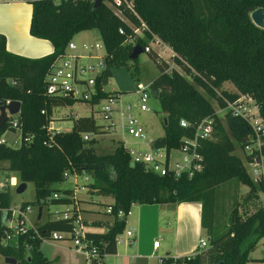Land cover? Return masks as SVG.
Wrapping results in <instances>:
<instances>
[{"label":"trees","instance_id":"obj_1","mask_svg":"<svg viewBox=\"0 0 264 264\" xmlns=\"http://www.w3.org/2000/svg\"><path fill=\"white\" fill-rule=\"evenodd\" d=\"M28 1L32 4L29 31L33 36L48 39L53 51L39 57L11 52L6 48L5 35L0 33V99L21 102L19 112L13 115L19 123L21 140L16 145L9 142L5 135L8 122L0 128V137L5 138V142H0V162H7L0 169L7 175L14 171L20 181L33 182L35 199L31 203L40 206L46 203L40 198L54 191L72 194L70 188L53 186L65 179V171L88 173L94 192L112 198L108 203L112 206L113 219L92 221L93 225H105V229L86 231L87 237L93 238L106 253L116 252V236L126 225V216L116 215L119 208L127 213L134 202L198 201L207 246L185 263L214 264L222 260L223 264H246L249 252L264 237V206L242 216L235 202L229 224L220 230L213 223L216 187L235 179L250 185V196L256 186L264 191V183L252 180L242 157L235 153L237 147L242 149L247 142L249 123L241 115H231L228 111L222 118L213 100L222 108L223 96L236 99L246 94L252 97L264 120V28L250 18L254 8H264V0H121L119 4L116 0H102L97 6L94 0ZM141 21L146 27L135 35L132 26H140ZM92 28L98 30L106 50V66L96 81L98 89L103 82H108L112 66L127 65L134 44H139L144 51L149 40L156 36L170 46L173 61L183 72L169 67L155 50L148 51L160 70L150 86L157 91L165 113L163 134L155 137L152 145L167 151L178 148L184 135L193 134L197 121L211 116L212 137L203 139L198 149L203 155L200 171L191 177L174 176L159 174L139 162L131 165L130 155L121 142L110 151L97 152L96 135L109 129L97 123L93 113L79 115L73 118L70 129L50 134L47 125L53 120V108L72 104L75 99L47 93L45 75L74 34ZM119 28L124 32H119ZM132 36L135 38L130 39ZM225 81L231 82L235 89L223 88ZM107 94L99 91L98 96ZM182 118L190 125L182 126ZM13 128L8 130L14 131ZM85 132L93 136L85 139ZM27 135L31 139L25 142ZM9 201L10 190L6 187L0 191V205H7ZM72 202L69 197L49 201ZM72 217L51 216L37 222L40 231L46 234L51 230L69 229ZM83 221L86 226L91 224L84 218ZM31 243L32 247L25 249L23 243L6 245L0 237V254L16 259V263L0 264H49L40 249L41 240L32 239Z\"/></svg>","mask_w":264,"mask_h":264},{"label":"built area","instance_id":"obj_2","mask_svg":"<svg viewBox=\"0 0 264 264\" xmlns=\"http://www.w3.org/2000/svg\"><path fill=\"white\" fill-rule=\"evenodd\" d=\"M121 0H116L119 4ZM130 6V3L127 2ZM146 25L141 21L140 26H132L135 35H139L142 29ZM119 32L123 33V28H119ZM131 37L130 39H134ZM157 43L162 41L153 36L151 39ZM151 47L147 44L144 47V51H150ZM95 52H92V51ZM106 50L102 40L96 41L93 44L83 42L80 45L70 40L65 49L59 53L51 64L45 75V89L49 94L70 96L75 100H81L91 105H98V109L94 110L96 113L105 120L104 127L109 129H115L120 127L123 132H127L131 137L145 144L142 146L128 145L126 139L120 138L123 147L130 155L131 161L134 163H142L147 169H151L159 174L172 173L174 176H180L186 174L189 177L193 176L196 172L203 168V155L198 150L200 142L203 139L212 137L213 132V118L211 116H204L194 124V131L192 135H184L181 139L178 149L181 152L179 158H171V150H166L164 147H153L152 143L155 137H151L147 133L146 127L136 118L134 114V107L141 111L148 110L147 100L151 94L150 82L142 83L137 82L136 87L131 90L132 93L137 95V104L126 99L125 95L128 91H107L105 89L106 83H102L101 86H96L97 78L102 74L105 63ZM160 57V55H159ZM160 61V58L157 60ZM168 71V69H167ZM15 83V80H10ZM99 91H107L108 94L104 96H98ZM225 106L221 110L228 111L231 115H241L244 117L250 125V132L247 142L243 146L242 150L245 153V159L247 164L250 165L248 173L264 183V120L261 118L258 112L256 103H252L256 107L255 111L248 107L254 100L252 97L246 94H240L236 99H229L223 96ZM8 101V99H6ZM42 112H44L42 110ZM9 115L5 122H8L7 131L11 133H17L19 141L21 140V134L19 131V123L16 117ZM94 116V113H93ZM4 122V124H5ZM3 124V125H4ZM180 124L184 127L190 125V123L182 118ZM2 125V126H3ZM14 127V131L8 130ZM48 131L52 134L55 130L52 125V121L47 125ZM93 134L89 132L83 133L85 139L92 137ZM31 136L24 137V141H30ZM0 142H5V138L2 135ZM246 166V165H245ZM84 179L81 183H78L79 173L64 172V177H73L74 190L72 194H65L63 192L54 191L50 195H46L40 198V201L49 202L51 199H57L61 197H69L73 199L70 204H63L62 211L54 210V218L69 217L72 216V224L67 230H51L44 234L40 231L37 219L32 220L30 213L33 207L30 203L19 202L11 204L10 201L7 205H0V237L1 242L6 245H17L23 243L25 249L32 247L31 240H70L75 250L82 254L86 264H97L101 261L106 252L101 251L93 238L86 235V224L83 221L82 215L79 213L80 208L76 205V191L86 190L90 176L86 172ZM19 178L15 175L5 174L3 178L0 176V191L6 189L10 185H18ZM37 207V214H38ZM105 210L107 213H112V206L107 203ZM130 211V210H129ZM123 209L119 208L116 212L118 217L126 216ZM74 213V214H73ZM124 231V230H123ZM121 233L116 236V242H121ZM127 243H132L133 228L129 227L125 231ZM159 242L154 240L153 247L156 250L159 247ZM207 246V240L201 237L197 243L196 250L187 254H175L171 255L165 253L164 255L157 256L158 264H186L185 261L191 260L195 254L202 248ZM107 254V253H106ZM171 257V258H170ZM171 259L170 262L168 260ZM129 264H134L130 261ZM207 264V263H206Z\"/></svg>","mask_w":264,"mask_h":264},{"label":"rangeland","instance_id":"obj_3","mask_svg":"<svg viewBox=\"0 0 264 264\" xmlns=\"http://www.w3.org/2000/svg\"><path fill=\"white\" fill-rule=\"evenodd\" d=\"M142 32H139L141 34ZM71 40L80 45L83 42L93 44L96 41L101 40L98 30L95 28L86 29L77 32L71 38ZM151 49L155 50L161 58L165 59L169 67L176 68L183 72L182 69L177 66L173 61V51L168 44L162 41L157 43L149 40L147 43ZM92 52H95L94 50ZM169 71V69H168ZM160 72L153 55L147 51H142L138 54L137 59H129L127 65H114L112 66V75L109 81L105 85L107 91H128L125 95L126 99L137 104V95L132 93L136 87L137 82L148 83ZM223 88L234 90V86L231 82L225 81L222 84ZM253 102L248 106L251 110L255 111L256 107L253 106ZM149 109L141 111L137 107H134V114L136 118L146 127L147 133L151 137H156L163 134L162 120L165 116L164 111L161 109L157 97L150 96L147 100ZM214 108L218 115L224 118L225 110H221L213 100ZM98 109V105L85 103L81 100H75L72 104L59 105L53 108L52 111V125L55 130H68L73 124V118L79 115H87L94 113V118L97 123H105V120L96 113L94 110ZM10 134L14 136L11 137ZM9 142L16 145L19 142L17 133L6 132L5 133ZM17 135V136H16ZM98 141L95 144L97 152H107L114 148L117 142H122L120 138L126 139L128 145L137 147H145V144L134 140L127 132H123L120 127L111 129L109 132L97 134ZM239 156L242 157L246 169H250V165L247 164L245 159V153L240 147L235 150ZM181 152L178 149H172L170 152L171 158H179ZM7 162H0V166H5ZM3 169H0V176L3 178L5 175ZM10 174L18 176L14 171ZM84 174H78V183H81L84 179ZM90 176V175H89ZM251 176V175H250ZM252 180L257 183V179L251 176ZM86 190L76 191L78 196L76 205L80 208V214L84 219L91 223L95 219L93 216H97L100 221H107L111 219V215L106 212L105 207L108 203L109 196H103L96 194L92 189L90 182ZM55 187L65 188L68 187L74 190L76 185L74 184L73 177H65L63 181L54 183ZM16 185H10V203L15 204L19 202L30 203L33 207L30 213L32 220L37 219V207L39 204H32L35 199V187L33 182L27 181L26 187L23 191L17 192ZM73 187V188H72ZM250 193V185L239 182L235 179H230L226 182L219 184L216 187V199L214 204V225L220 230L226 229L230 220V211L235 202H238V211L242 216H246L259 206H264V191L256 186L254 191ZM249 196V197H248ZM248 197V198H247ZM175 203H139L134 202L130 207L129 213L126 215V225L124 231L121 232V238L123 240L117 243L116 253H105L101 261L97 264H129L132 260L134 264H158L157 256L164 255L167 250L173 254L174 249L180 245L186 246L190 243L197 244L201 237L206 238V232L204 228L198 230L195 222L186 217H179L180 211ZM42 216L39 219L44 221L48 217L54 215V210L62 211L63 204H55L46 202L42 205ZM87 207V208H86ZM90 208V209H89ZM88 211L95 212L94 215L84 217V213ZM113 218V217H112ZM107 219V220H106ZM133 228V242L127 243L125 231L127 228ZM89 230H104L105 225H93L92 223L86 226ZM198 230V231H197ZM157 240L160 243V247L153 251V242ZM61 244L64 247L58 246ZM40 249L49 259V264H86L82 254L78 253L70 240H42L40 243ZM255 254L264 256V237H262L258 243ZM153 254V255H151ZM134 255V257H131ZM0 262H3V256L0 254Z\"/></svg>","mask_w":264,"mask_h":264},{"label":"crops","instance_id":"obj_4","mask_svg":"<svg viewBox=\"0 0 264 264\" xmlns=\"http://www.w3.org/2000/svg\"><path fill=\"white\" fill-rule=\"evenodd\" d=\"M31 12H32V4L28 0H0V33H3L5 35L6 48L9 51L27 57H39L51 53L53 51V45L48 39L39 38L33 36L30 33L29 25L31 20ZM149 82H151V80ZM10 136L13 137L14 135L10 134ZM76 198H78V196H76ZM107 200L109 202L112 200V198L108 197ZM174 205L180 210L178 212L179 217L180 216L186 217L184 219L187 220L189 219L190 221L195 222L198 230L202 228L200 222L201 220L200 202L183 201V202L175 203ZM94 214L95 212L88 211L87 213H84L83 216L86 218L89 215L91 216ZM93 217L95 218L93 219L94 221L101 220L98 219V217L95 215ZM112 219L113 218L111 217V219L108 220L106 219V220L111 221ZM58 246H60L61 248L64 247L61 244H59ZM196 246L197 244L195 243L194 244L190 243L186 246L180 245V247L176 245L173 254H171L169 250H167L166 253H169L171 255L187 254L196 250ZM256 247L249 252V260L247 261L246 264H264V256H260L254 253ZM153 251H154V247H153ZM131 257H134V255H132Z\"/></svg>","mask_w":264,"mask_h":264},{"label":"water","instance_id":"obj_5","mask_svg":"<svg viewBox=\"0 0 264 264\" xmlns=\"http://www.w3.org/2000/svg\"><path fill=\"white\" fill-rule=\"evenodd\" d=\"M102 0H94V6H97ZM251 20L258 26L264 28V8L262 6H258L254 8L250 12ZM143 51V48L139 44H134L132 47V51L129 54V58L134 59L138 56L140 52ZM151 94L153 97H157V91L154 88H151ZM21 102L17 99H0V128L4 124V122L8 119L9 115L17 114L20 110ZM131 165L134 164L133 161L130 162ZM26 182L20 181L16 187L17 192H21L25 189ZM42 206L38 208V220L41 217ZM3 262L5 263H16V259L12 256H3ZM214 264H223V261H218Z\"/></svg>","mask_w":264,"mask_h":264}]
</instances>
